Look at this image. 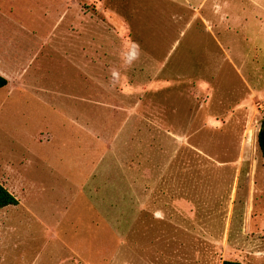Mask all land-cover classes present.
I'll return each mask as SVG.
<instances>
[{
  "label": "rangeland",
  "instance_id": "rangeland-1",
  "mask_svg": "<svg viewBox=\"0 0 264 264\" xmlns=\"http://www.w3.org/2000/svg\"><path fill=\"white\" fill-rule=\"evenodd\" d=\"M246 2L0 0L25 264H264V6Z\"/></svg>",
  "mask_w": 264,
  "mask_h": 264
},
{
  "label": "crops",
  "instance_id": "crops-1",
  "mask_svg": "<svg viewBox=\"0 0 264 264\" xmlns=\"http://www.w3.org/2000/svg\"><path fill=\"white\" fill-rule=\"evenodd\" d=\"M239 1H240V6L243 5L244 1L251 2L252 5L261 4L262 6H264V0H239ZM0 57H1L0 62L3 63V60L4 59L6 60V58L3 56ZM0 74L7 78L8 83L6 86H8L10 84V77L8 75L6 66H2V64H0ZM19 80L20 79H18V81ZM5 87L0 88V91ZM38 98H39L38 95L18 96V100L25 99V101L26 99L37 100ZM11 99L15 100L17 98L15 95H0L1 102H9ZM7 190L9 191V189ZM23 213H24L23 208L22 209L18 208L16 205H9L0 208V214L3 216L0 217V247H1L0 264H25L24 261L25 218L23 216ZM9 244H11L12 247L16 248V257L10 263L6 261L8 259L6 258V255L3 251V249L7 248V245L9 246Z\"/></svg>",
  "mask_w": 264,
  "mask_h": 264
},
{
  "label": "trees",
  "instance_id": "trees-1",
  "mask_svg": "<svg viewBox=\"0 0 264 264\" xmlns=\"http://www.w3.org/2000/svg\"><path fill=\"white\" fill-rule=\"evenodd\" d=\"M7 83V78L0 74V88L5 87ZM257 146L264 162V129L261 128L257 133ZM17 204V198L10 191H8L6 187L0 184V208ZM222 264H240V262L224 260Z\"/></svg>",
  "mask_w": 264,
  "mask_h": 264
},
{
  "label": "built area",
  "instance_id": "built-area-1",
  "mask_svg": "<svg viewBox=\"0 0 264 264\" xmlns=\"http://www.w3.org/2000/svg\"><path fill=\"white\" fill-rule=\"evenodd\" d=\"M260 107H261V110L264 112V99H263L262 104H260Z\"/></svg>",
  "mask_w": 264,
  "mask_h": 264
},
{
  "label": "water",
  "instance_id": "water-1",
  "mask_svg": "<svg viewBox=\"0 0 264 264\" xmlns=\"http://www.w3.org/2000/svg\"><path fill=\"white\" fill-rule=\"evenodd\" d=\"M261 129H264V123H263V125L261 126Z\"/></svg>",
  "mask_w": 264,
  "mask_h": 264
}]
</instances>
